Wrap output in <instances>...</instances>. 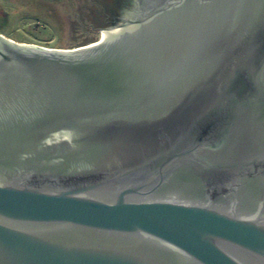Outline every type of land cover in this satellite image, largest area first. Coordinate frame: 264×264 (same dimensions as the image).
Returning <instances> with one entry per match:
<instances>
[{"label": "water", "instance_id": "95a60500", "mask_svg": "<svg viewBox=\"0 0 264 264\" xmlns=\"http://www.w3.org/2000/svg\"><path fill=\"white\" fill-rule=\"evenodd\" d=\"M126 3L0 34V264H264V0Z\"/></svg>", "mask_w": 264, "mask_h": 264}, {"label": "rangeland", "instance_id": "374dc122", "mask_svg": "<svg viewBox=\"0 0 264 264\" xmlns=\"http://www.w3.org/2000/svg\"><path fill=\"white\" fill-rule=\"evenodd\" d=\"M102 1L107 3L109 10L111 0ZM102 1L0 0V34L17 43L66 49L72 29L79 24L78 10H85L92 17L97 10L104 9L102 4L95 8L93 3ZM104 13L107 16L108 12ZM95 32L98 41L104 30Z\"/></svg>", "mask_w": 264, "mask_h": 264}, {"label": "trees", "instance_id": "16d2710c", "mask_svg": "<svg viewBox=\"0 0 264 264\" xmlns=\"http://www.w3.org/2000/svg\"><path fill=\"white\" fill-rule=\"evenodd\" d=\"M102 2L103 3H93L95 8L102 4L104 6V9L97 10L96 14H93L92 17L88 16L86 12H84L85 10H78L77 24H79L76 28L72 29L71 36L68 40V48H75L97 41L98 36L96 35L97 32L95 31L99 30V28L103 26V22L107 17L105 16L104 12H108L107 3H104V1Z\"/></svg>", "mask_w": 264, "mask_h": 264}, {"label": "flooded vegetation", "instance_id": "af4514ba", "mask_svg": "<svg viewBox=\"0 0 264 264\" xmlns=\"http://www.w3.org/2000/svg\"><path fill=\"white\" fill-rule=\"evenodd\" d=\"M130 1L131 0H127V3L126 4H123V7L126 9H128L129 7H130ZM124 11V9L123 10H121V12L118 14V15H115V16H111V17H106V19L104 20V22H103V26H101L99 29H104V28H108V27H110L112 24H113V21L115 20V18L117 17V16H119V15H121V13Z\"/></svg>", "mask_w": 264, "mask_h": 264}, {"label": "bare ground", "instance_id": "6f19581e", "mask_svg": "<svg viewBox=\"0 0 264 264\" xmlns=\"http://www.w3.org/2000/svg\"><path fill=\"white\" fill-rule=\"evenodd\" d=\"M105 35H106L105 32H102L101 35L99 36L98 41L102 40L105 37Z\"/></svg>", "mask_w": 264, "mask_h": 264}]
</instances>
